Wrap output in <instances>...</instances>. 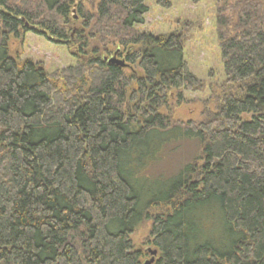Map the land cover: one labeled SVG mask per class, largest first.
Listing matches in <instances>:
<instances>
[{
    "label": "trees",
    "instance_id": "obj_1",
    "mask_svg": "<svg viewBox=\"0 0 264 264\" xmlns=\"http://www.w3.org/2000/svg\"><path fill=\"white\" fill-rule=\"evenodd\" d=\"M144 2L0 0V264H141L145 222L154 264H264V0L216 1L221 96L184 125L161 109L203 83L180 35L138 29ZM27 33L78 61L46 73L12 58ZM114 45L121 60L104 57ZM189 141L176 174L151 175Z\"/></svg>",
    "mask_w": 264,
    "mask_h": 264
},
{
    "label": "rangeland",
    "instance_id": "obj_2",
    "mask_svg": "<svg viewBox=\"0 0 264 264\" xmlns=\"http://www.w3.org/2000/svg\"><path fill=\"white\" fill-rule=\"evenodd\" d=\"M79 1L87 11L95 12L98 0ZM216 1L145 0L144 2L148 11L143 25L138 29L154 36L180 35L183 39L184 60L188 69L203 83V88L199 92H182L181 101L176 92L170 94L167 106L161 109V113L169 116L173 123L184 125L189 121L195 124L203 122L206 112H214L216 99L221 96L224 75L215 33ZM73 26L79 27L76 24ZM91 47L99 46L96 42H92ZM8 49L12 58L36 63L42 66L46 73L73 66L78 61L77 51L73 47L56 44L47 36L33 33L22 35L17 40L10 38ZM107 49L113 54L105 55L106 59H116L118 52L125 54V50L116 45L108 46ZM134 50L133 47L128 51L130 53ZM125 73L128 76L132 74L141 76L135 66L125 68ZM198 150L196 142L172 144L170 151L163 157L162 164L150 168L151 175L176 174L180 166L197 155ZM149 228L150 223L145 222L131 235L134 249L141 251L144 256L141 264L153 259L151 255L153 248L146 243Z\"/></svg>",
    "mask_w": 264,
    "mask_h": 264
},
{
    "label": "water",
    "instance_id": "obj_3",
    "mask_svg": "<svg viewBox=\"0 0 264 264\" xmlns=\"http://www.w3.org/2000/svg\"><path fill=\"white\" fill-rule=\"evenodd\" d=\"M153 263H154V260L153 259H150L149 261H146L144 264H153Z\"/></svg>",
    "mask_w": 264,
    "mask_h": 264
},
{
    "label": "bare ground",
    "instance_id": "obj_4",
    "mask_svg": "<svg viewBox=\"0 0 264 264\" xmlns=\"http://www.w3.org/2000/svg\"><path fill=\"white\" fill-rule=\"evenodd\" d=\"M121 63V62H120Z\"/></svg>",
    "mask_w": 264,
    "mask_h": 264
}]
</instances>
